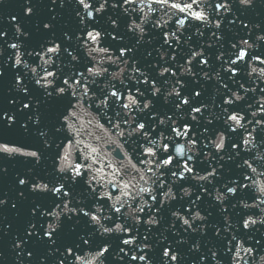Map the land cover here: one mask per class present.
<instances>
[{
  "label": "snow or ice",
  "instance_id": "1",
  "mask_svg": "<svg viewBox=\"0 0 264 264\" xmlns=\"http://www.w3.org/2000/svg\"><path fill=\"white\" fill-rule=\"evenodd\" d=\"M255 4L75 0L77 30L64 31L58 42L56 7L64 8L65 0H51L48 17L42 16L39 0H22L23 18L9 21L14 40L5 41L12 55L0 67V78L9 64L15 73L12 90L18 95L9 103L17 112L0 111V129L19 123L25 135L34 131L43 149L54 154L51 178L36 176L32 169L16 177L20 189L49 198L46 206L32 201L33 219L22 235L13 237L17 264L33 261L34 251L26 247L33 237L49 249L38 264H49L50 257L54 264H109V259L183 264L179 246L189 240L176 230L177 222L185 235L204 237L212 229L219 247L209 240L212 246L198 264L209 259L211 264H264V244L244 235L264 226V24L250 27L233 10L238 6L244 15ZM109 9L116 15L107 17L104 28L101 20ZM225 20L229 30H247L236 32L227 45ZM27 26L41 37L35 46L27 43L32 39ZM205 30L208 41L193 46V37L202 39ZM154 35L160 39L154 49L158 60L141 65L137 52L152 45ZM6 37L0 31V40ZM185 74L195 83L215 81L221 103L213 100L209 110L201 89L190 90ZM161 98L168 111H159ZM18 113H27L26 119L18 121ZM0 155L35 165L43 159L41 150L9 142H0ZM225 169L235 173L224 179ZM177 189L185 203H179ZM205 197L213 202L209 207L216 208L220 224L210 223L211 212L202 214ZM18 199H27L25 191H19ZM7 204L0 198V208ZM165 213L171 222L153 244V229ZM81 223L85 228L78 232ZM164 232L177 237L175 242ZM201 247L198 239L189 251L200 253Z\"/></svg>",
  "mask_w": 264,
  "mask_h": 264
},
{
  "label": "water",
  "instance_id": "2",
  "mask_svg": "<svg viewBox=\"0 0 264 264\" xmlns=\"http://www.w3.org/2000/svg\"><path fill=\"white\" fill-rule=\"evenodd\" d=\"M21 2L22 0H5L4 4H0V31L7 32V37L5 38V40H0V48H2L4 51L3 57H0V67H2L4 61L10 55H12V50L7 48V43L5 41L13 42L14 40V25L9 23V21L14 16L17 17V19L23 18L19 6ZM39 2L41 5L40 12L42 16L48 17L50 15L48 9L51 6V0H39ZM77 8L78 6L75 5V0H71V3H68V0H65V7L62 9L59 8L58 6L56 7V13H58L59 15L57 17V29L55 35L58 42L61 41L62 34L64 31L77 30L78 20L75 16V10ZM233 10L236 12L237 16H239L241 20H244L246 23H249L250 27L251 24H255V23L264 24V0H256V4L254 5V7L252 9L247 10V12L244 15H241L238 6L234 7ZM109 15L115 18L116 13H113L112 10L109 9L107 12L103 14L104 19L101 20V26L104 28L108 27L104 21L107 19ZM231 18H232L231 16L228 17V19ZM237 24H239V21H237ZM222 27H224L225 30L224 34H225L226 45H227V41L233 39V36L236 35V32H240L241 35H244V33L247 31V30L241 31V28L236 26H233V29L231 30L227 29V20H225V24ZM24 30L32 33V39L27 43L30 46H35L36 43L41 39V37L35 32L33 26H27L25 27ZM193 31L194 29L189 30L190 33ZM120 32L121 34L124 33L123 24H121ZM187 34L188 33H186V35ZM256 34L257 33L253 31L252 34L253 40ZM208 36L209 33L207 30H205V36L202 39H197L196 37H193L191 43L193 44V46H196L198 44L207 42ZM21 39L23 38L21 37ZM151 39L153 42L152 45H148V44L142 45L140 46L137 52V59L140 60L141 65L146 66L158 60V55L154 51V49L155 47L159 46L160 43L159 36L154 35L151 37ZM261 50L264 51V45L261 46ZM149 51L152 52L151 57H147V52ZM169 51L171 50L169 49ZM209 51L213 54L215 53V49ZM210 63H212L215 66L214 58L212 61H210ZM193 68L194 71L199 72V69L196 67V65H193ZM4 70H5V76L3 78H0V111L17 112V108H13L12 105L9 103L10 100H12L18 95L12 90V84L14 83L13 77L15 73L11 70L10 64ZM185 78L187 79L186 83L188 84L190 90L192 88H195L196 90L201 89L202 96L200 99L208 103L209 110H212L213 100H215V103L217 105L221 103V97H219L220 93L217 92L216 88L218 86L215 84V81L204 82L202 80H199V75H197V80H199V83H195L194 81H192L190 77L187 76V74H185ZM261 86L264 87V85ZM250 99L251 97L249 98V100ZM156 104L158 106L159 111L161 112L168 111L169 106L163 104L162 98L156 101ZM215 110L218 112L219 108H216ZM26 116L27 113L24 114L18 113L17 120L22 121L26 119ZM0 142H9L12 145L25 147L31 150L39 149L41 150L43 155V159L40 165H35L34 161L26 160L23 157L16 156L10 158L4 155H0V169H6L5 173H0V198H4L8 200V204L5 207L0 208V253H3V259L0 260V264H17L16 252L12 251V246L14 242L13 237L17 234L22 235L24 232V228L27 225V222L33 219L29 215L32 207V201L36 200L37 202L43 203L46 206L49 203V198L34 196L28 193L26 189H20L17 185L16 177L18 175L22 176L25 173H27L29 169H32L34 175L36 176L46 179L51 178L49 176V173L52 172V156L54 153L53 150L43 149L42 141L40 140L39 136L34 133V131L25 135L22 132V130L19 129V123L14 125L12 128L0 129ZM234 173H235V169H225L224 179H226L228 176L233 175ZM19 191H25V195L27 197L26 200L21 201L18 199ZM193 191H195V189H193ZM179 197L180 194H179V190L177 189V198L179 203H185L184 201H180ZM194 198L195 196L192 197V199ZM204 200H205L204 204L201 205L202 214L211 212L212 216L210 218V223L220 224L221 218L217 214L216 208L209 207V205H211L213 202L207 197H205ZM13 203L17 204V207L15 209L12 208ZM179 203L174 202L173 207H179ZM235 211L239 212L240 209H236ZM36 219H38V217ZM233 219L234 220L236 219L235 214H233ZM170 222H171L170 216L167 213H165V219L162 222V224L159 226V228L153 229L154 236L152 237L150 242L155 244L156 237L160 235V232L163 231V229L169 226ZM9 225L11 226L10 229L8 227ZM69 227H70V223L67 222L65 218V232H64L65 237H67L68 235ZM84 228L85 225L81 223L80 227L77 228V231L79 232ZM258 228H259L258 231L254 230L251 233H244V235L245 237L251 236L253 243L255 242V240H261L262 244H264V226H258ZM176 230L181 231L182 238L189 240L188 244L179 246V251L181 252V255L184 257L183 264H198L199 256L201 255V253H207L208 247H211L212 244H217V246L219 247L218 241H216L215 238L212 236L211 228L208 229V234L204 237H200L198 234H191V233L185 235L183 231L179 228L178 222H177ZM141 231H143V229H141ZM5 232H7V235H5ZM164 235L167 236L168 239L172 242H175V240L177 239V237H174L170 232H164ZM198 239L202 241L201 252L193 253L189 251L190 245ZM209 240L212 241V244L207 243ZM35 241L36 238L33 237L32 241L26 246L29 250L34 251V259L33 261L28 262V264H38V259L41 256L46 255L47 251L49 250L45 245H39ZM222 255L223 254L221 253V256ZM49 264H54V257L49 258ZM109 264H118V262L111 261V259H109ZM208 264H211L210 259L208 261Z\"/></svg>",
  "mask_w": 264,
  "mask_h": 264
}]
</instances>
